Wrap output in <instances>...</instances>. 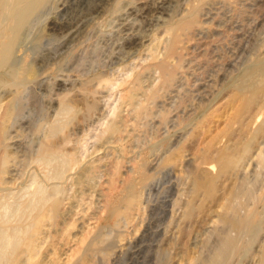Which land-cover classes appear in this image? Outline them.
<instances>
[{
    "label": "rangeland",
    "instance_id": "obj_1",
    "mask_svg": "<svg viewBox=\"0 0 264 264\" xmlns=\"http://www.w3.org/2000/svg\"><path fill=\"white\" fill-rule=\"evenodd\" d=\"M126 1H128V0H126ZM232 1L233 0H210L209 3L206 4V8H205L206 11H208L210 9L211 10L210 12L212 14L209 12L208 14L206 13V15H203L202 18H203L204 26L202 27L203 29H200L201 30L200 34L196 35L194 37L195 39L193 38L194 41L192 39V40L187 41L185 44L181 45L182 50L184 52L183 53L184 57L186 56V59L184 58V63L186 65L185 67H187V69H185V67L183 68V70L180 72L181 75L179 74L180 77L182 76L181 77L182 81H181V79H179V81L176 82V84L174 85L173 88H170L167 91H162L161 94L159 95V97H157L154 101L150 100L149 103L147 104L148 107L150 108L149 113L145 114V115H141L142 117L136 116L135 112L132 109V106H134L135 103L137 104L138 102H140L143 95H142V93H138L134 96V98L131 97L130 91L128 89L129 88V82L120 86L117 89L116 94H114L113 97H109V96H106L107 92H108V91L106 92V90L104 92H102V94H101V92H98V93L93 92L92 90L93 89L95 90L96 86L94 85L95 81H91V79H92V77H94L95 75H97L101 72H104V73L109 74L111 76L113 71L118 69L120 63L109 64V65H106L107 67L105 66V64L108 60L107 56L110 54L113 47H116V51H115L116 53H122L123 52V54H125V55L127 54V53H124L125 52L124 47L120 46V43H122L124 41V38L128 35L126 30H122L124 27H126V26L128 27L131 25L132 27L135 28V32H138L140 35L142 34L141 35V38H142L141 42L137 47V48H139V47L140 48L136 50L137 52H135L134 56H131L129 58V56H127L128 54L126 55L127 56L126 61H129L131 63H136V62L139 63V62H141L142 59L137 57V56L140 53L145 54L146 51H148L147 45L154 38V35L156 36V33H157V36L161 35V33H162L161 31L164 29V27L170 23V22L166 23V22H164V20L166 18L168 19L169 17H171L173 15H176L177 17H179L181 15V13H183L186 10L185 8L187 7V0L186 1L185 0H181V1L180 0H174L173 6H171L170 10H167L165 12H161L160 9L157 8L158 0H132L131 4L124 6V7L120 6L118 11H116L114 13L112 12V13L106 15L105 17L100 18L99 21H96L94 24L87 26L85 31H81L80 32L81 34L78 33L79 36H78V34L76 35V37H78V40H76L75 42H72V44L70 43L73 46H70V48H67L69 46L68 45L69 43H67L66 46H64L60 50L59 53H62L64 50L68 49V50H66V52H64L65 54L63 53L61 58L58 59L59 61H57V62H55V64L51 65L50 69L48 71H46L43 75L40 76V78L43 79V85H42L43 87H41V89H40L42 91H40L39 89L37 90L38 93L40 94V95L38 94V96H39L38 100L31 101L33 103H31V102L28 103L27 108H25L26 110L28 109L27 111L25 110V114H27L25 116H27V119L28 118L29 119L27 122H25L26 124L24 123L25 125L22 126L23 128L22 127L20 128V132H21L20 140L22 139L20 142L23 143V148H25V150L30 153V151H32V149L34 147L32 145L36 144L35 148H37L38 147L37 144L39 143V141H42V142L45 141V138H46L45 136L51 131L52 126H58L61 124H65L66 128H64L63 131H59V132L57 131L59 134L56 132L55 135L52 136V139H56L60 142L59 145H60V147L63 148V150L62 151H55L54 154L46 156V157H39L37 155H34L33 153H30V154L27 153L26 154L24 152L25 156L20 155V157L18 156V157L12 158V160L9 162L8 168H9V170H11V172L9 171L11 174L8 172V174H5L2 178H0V189L2 188L0 190V225L2 224V226H0V230H1L0 231L1 232L0 237L2 236V233L4 232L7 236H12V237L16 236L15 238H19L22 235L21 233H23V231L25 230V228L27 226V223L29 221L28 219L31 217V215H34L36 213V211H38L41 208L43 203H40V202H42V200H40V198L42 197L41 199H44L46 197H49L50 195H54V196L57 195L63 199L62 200L63 203L61 204V207H62L61 208V215L56 218L53 226H51V227L47 226L48 229L46 228V226H44L45 228L43 227L45 229V231H46V229L48 230L47 231V237L45 238V241H43L44 239L43 240L41 239V241H40V239H38L41 243V247H40V250L38 252V255H40V256L36 257V262L34 264H88V263L89 264H115V263L116 264H163V263L164 264H193L198 258L203 257L204 254H205V256H207V254L209 253V248H207V247H210V245H213L215 242L212 241V239L209 242H208V240H206V231L210 230V228L213 226L214 222H216L217 216L212 215L210 217L211 220H208L207 222H205L203 224L204 226L202 225V228L200 226L196 229H191L190 232H187V234L185 233L184 236H181L182 238L180 237V239H177L178 235H180V230H179L178 226L176 225V223L173 222L169 226H165L164 223H162L164 221L163 220L164 214H163V212L161 213L160 208H161V204H163L164 197H161V196H166L167 192H165V191L167 190V185H168L167 183H169V181L173 180V179L177 180L178 183H179V180L182 182L181 184H178L175 181L176 182V188H175L176 194L175 195L179 194L183 190L186 191V189L188 187V184L186 182L190 181L189 171H190V169H192L191 166L189 168V164L193 165L194 158L196 159L195 155L198 152V149H203L204 147H207V145L214 138V136L220 135V133L225 129V127L227 126L226 122H228L227 117H229L228 113H230L233 106L235 105L232 92H233V90L238 88L239 85H241L243 76H242V70L239 69V65H235L233 68L234 62H232V64L230 63L231 62V54H232V51L235 49V47L237 45L236 43H238V40L240 39V37L245 36V35H240L239 33H236L237 35H235V33H233V32L231 33V31H228L229 29L226 27L225 22H227V20L230 18L229 17L231 15L230 13H233L234 6L238 5V7H246L247 6V7L254 8V5H253L254 3H252V1H246V0H245V2H244V0H240V2H239V0H235L233 2ZM211 2H213V3H211ZM228 2H230V3H228ZM147 3H148V5H150V8H152L151 13H149V14H146L144 12V9H143V7L145 5H147ZM218 3L220 4V6ZM258 3L261 4V9H263L264 8V4H263L264 0H261L260 2L258 1ZM82 4H85V3H82ZM215 4H216V6H214ZM74 7H72V8H74ZM72 8L69 10L72 11ZM120 8H122V9H120ZM129 8H134L135 12L133 14H130ZM231 10H232V12H230ZM70 11H66V13L69 12L67 14V16H66V13L65 14L63 13L65 16L64 15H62V16L63 17H69L71 15ZM219 11L220 12L222 11V13H220ZM72 12H73L72 13V15H73L75 13L74 9ZM220 17L222 20L219 19ZM145 19H148L150 21V23L147 24L146 21L143 22V20H145ZM209 19H211L212 21L210 20V22H208ZM215 19H217V20H215ZM225 19H226V21H225ZM112 20H113V22H112ZM204 20H206V23ZM159 21H160V23H159ZM215 21H217V22L215 23ZM220 22H222V24ZM217 23H219V24H217ZM214 31H215V33H214ZM224 31H226V32H224ZM252 31L253 32L255 31L254 34L257 33V30H252ZM89 32H90V34H89ZM143 32L144 33L146 32V34H144ZM117 37H119V38L122 37V38L120 40H115L113 42L114 38H117ZM233 41H235V42H233ZM116 42H118L119 45ZM189 42H192V43H189ZM234 44H235V46H234ZM208 45H210V46H208ZM108 46H112V47H108ZM233 46H234V48H233ZM107 47L109 49H107ZM190 49H191V51H190ZM119 50L120 51L122 50V52H120ZM255 50H257V49H255ZM185 51H187V53ZM256 52L257 53L254 56L253 60L252 61L250 60L249 62H247L249 65H252V63H254L253 65H258L261 63V59H262L261 57L263 54L258 52V51H256ZM104 55H105V58H104ZM194 55H196V56L194 57ZM55 56H57V54H54V53L51 54V57H55ZM160 57H161V55H160ZM196 60L199 62H197ZM52 61H54V60H52ZM142 61H143V63H146V62H144V60H142ZM150 63H152V61H150ZM196 64H198V65H196ZM189 65H190V67H189ZM58 66H60V67H58ZM136 70L138 71V69H136ZM81 73H83V74H81ZM147 73H149V74H147ZM142 74H143L142 75L143 80H145L144 83H146V85L148 83H150V81H152L151 79H153V77L150 78V81L148 79V76L151 74L149 69L142 70ZM43 76H44V78H43ZM189 77H190V79H189ZM157 79L154 82H156V81L158 82L159 79L158 80ZM87 80L89 82H87ZM90 83H91V85H90ZM92 83H93V86H92ZM48 85H52V90H50L51 92L48 90V87H47ZM80 86L81 87L83 86V88L84 87L85 88L84 89L82 88V90H81ZM63 87H67V89L65 88V90H64ZM229 87H230V89L228 90ZM69 89L73 90V91H71L72 93L70 92ZM101 90H103V89H101ZM56 91H57V93H56ZM87 91H88V93H87ZM49 92H50V94H48L49 95L48 96L47 93H49ZM68 92H69V95H68ZM188 92L191 93V97H190ZM41 93H42V95H41ZM43 93H45V94H43ZM54 93H56V94H54ZM65 93H67L68 97L73 96V97H71L72 100L75 103H77L76 104L77 107H75V108L73 107V109H71L70 111L67 109H64L60 106V98H61L60 94L62 96ZM90 93H92V94L95 93V94L92 96V94H90ZM74 94H75V96H74ZM56 95H58L60 98ZM101 95H103L104 97ZM41 96L42 97L44 96V97L41 98ZM82 96H84V99ZM96 96H98L100 99ZM52 97H54V98H52ZM56 97H58L59 99ZM93 97H95V98L93 99ZM205 98H206V100H205ZM39 99L40 100L43 99L42 102ZM188 99H189V102H188ZM48 100H50V101H48ZM55 101H57V102H55ZM85 101H87V102H85ZM89 101H91L90 103L97 104L98 109L90 110L88 112L87 111V105H88ZM190 101H191V103H190ZM49 102H51V104ZM53 102H55V103H53ZM78 103H80V104H78ZM145 103H147V102H145ZM204 103H205V105H204ZM174 104H175V106H174ZM46 105H49V106L46 107ZM117 105H118L119 109L121 108L119 110V114L122 112L121 115L124 116L125 118L129 119L127 122V125L125 127L126 129L121 134V138L119 137L120 134H116L113 136L106 135V134L103 135V130H104V127L107 123V121H105V120L108 119V121H109V119L114 116L113 108ZM172 105L174 108L172 107ZM195 105H196V107H194ZM231 105H232V107H231ZM31 107L34 109V111ZM45 107H46V110H45ZM54 107L57 109H54ZM193 107H194V109H193ZM126 108H127V110H125ZM74 109H75V111H74ZM213 109L215 112L213 111ZM226 109H227V111H226ZM229 109H231V110H229ZM30 110H32V111H30ZM41 111H42V113H41ZM178 111H180L181 113ZM182 112H184V113L182 114ZM33 113H35V114H33ZM80 113H82V114H80ZM88 113H89V115H88ZM110 113H111V115H110ZM78 114H80V115H78ZM81 115H83V116H81ZM125 115L126 116L128 115V116L126 117ZM223 116L224 117L226 116V118H224ZM53 117H55V118H53ZM67 117H68V119H66ZM69 117H70V119H69ZM99 117L100 118L103 117L104 119L100 120ZM185 118H187V119H185ZM54 119H56V120H54ZM131 119H133V120H131ZM49 121H51V122H49ZM222 121H225V123ZM93 122H95V123H93ZM27 123H28V125H27ZM67 123H70V124L68 125ZM188 123H190L189 126H188ZM214 123H216V125ZM71 124L73 125V127ZM175 124L177 126H175ZM29 125H30V127H29ZM219 125H222L221 127H224V128H220ZM74 126L77 129L74 128ZM87 126H89V127H87ZM217 126H219V127L216 128ZM85 127H87V128L85 129ZM180 129H182V130H180ZM35 131L38 134H36ZM64 132H66L67 136H68L67 137L68 140L65 142L62 139L63 136H61L64 134ZM32 133L35 135H33ZM41 133H43V134H41ZM178 135H180V136H178ZM205 135H207L208 137ZM31 136H32V138H31ZM57 136H60V137H57ZM26 137L29 138L28 139L29 142L26 140L27 139ZM84 137H85V139H84ZM111 138H113V139H111ZM114 138L115 139L117 138L118 140L117 139L115 140ZM23 140H26L27 142L23 141ZM89 141H90V143H89ZM104 141H106V142H104ZM13 144H15V142L12 143V147L16 148V145L14 146ZM99 144H101V145H99ZM107 144H109V145H107ZM262 144L264 145V141L261 142V146H262ZM196 145H198V146H196ZM190 146H192V147H190ZM13 150H15V149H13ZM66 151H70L71 153H74V156L70 157L69 155H65ZM189 151H191V152H189ZM256 154H257V151L253 152L252 153L253 156L251 155L250 158L245 159L242 163L241 172L247 173L246 174L247 178L245 179L244 184L240 186V195L239 196L241 197L240 199L243 200L244 199L243 197H245V195H246L245 199H248L250 202H252V204L254 202H256V199H258V201L255 205V208H254L255 216L253 218V222L255 223V225L259 229L258 233H257L258 236H257L256 240H254L253 238H250V236L248 234L245 233L243 238L239 241L240 249L237 252H235V255L233 254V256H232L233 260L231 259L230 263H228V264H264V192L263 191L258 192V191L264 190V180H263L264 174L260 175V177H259L258 175L252 173L253 165L251 164V162L253 160H255ZM182 155H183V157H182ZM32 157H35V159ZM177 157H179V158H177ZM127 158H129V159H127ZM28 159H29V161H28ZM145 160H147V161L145 162ZM168 160H170L171 163H168L169 162ZM58 161H61V162H58ZM76 161L79 163H77ZM187 161H189V162H187ZM108 163H110L111 166H113L115 168L110 167V164H108ZM41 165H43V166H41ZM78 165H79V167H78ZM81 165H82V167H81ZM131 165H133L132 168L130 167ZM164 166H166V168ZM88 167H89V169H88ZM128 167H129V169H128ZM167 167H169L170 169H168ZM140 168H142V171L140 170ZM103 169L104 170L106 169L105 170L106 172ZM136 169H137V171H136ZM84 170H85V172H84ZM109 170L111 173L108 172ZM186 170H187V172H186ZM17 171H19V172H17ZM128 171L131 174H129ZM20 173H22V174H20ZM82 173H84V175ZM169 174H170V176H168ZM21 177H23V178L21 179ZM43 178H44V180H42ZM175 178H178V179H175ZM65 179H66V182H65ZM81 179L83 181H81ZM108 179H109V181H108L109 185L107 186L108 183H106V182ZM56 180H57V182H56ZM58 180L60 183L58 182ZM50 181H51V183H50ZM63 181L65 183H63ZM84 181L87 183L85 184ZM17 182H18V184H17ZM79 182H80V184H79ZM91 182H92V184H91ZM129 182L134 185L133 191L135 192V195H137V193H139V191L142 190V186H143V184H145V187L143 188V194L141 197V199H143L142 203L139 205L137 203V206H136V202H135L134 205L132 206L133 208L131 207L128 211L122 212L120 215H113V213L111 211V206L108 205V202H110L115 197V195L118 193V191L119 192L122 191L129 184ZM36 183H37V186H36ZM43 183H45V184L43 185ZM121 183H123V184H121ZM52 184H54V185H52ZM78 184H79V186H78ZM86 185H88V187ZM184 185L186 188L184 187ZM48 186L52 187V188H49ZM85 186L88 189H86ZM119 186H121V187H119ZM3 187H5V188L3 189ZM8 187H10V189ZM80 187H82V188L84 187V188L81 189ZM260 187H261V189L259 190ZM30 188H31V190H30ZM32 188H34V189H32ZM103 188H104V190H103ZM252 188L255 190V192ZM148 189H149V191H148ZM26 191H27V194H25ZM246 191L250 194H248V195L245 194ZM29 192H31L32 195ZM242 193H244V194H242ZM261 193H262V196H261ZM44 194H45V196H44ZM150 194H152V195H150ZM143 195H144V197H143ZM25 196H26V198H25ZM43 196H44V198H43ZM34 197H36V198H34ZM82 197L87 199V200L83 199ZM87 197H89V198H87ZM28 198L29 199L31 198L33 203ZM155 198H157V200ZM186 198H188V196ZM66 200H67V202H66ZM64 201L66 204L64 203ZM146 201H148V202H146ZM157 201H159V202H157ZM35 202L36 203L38 202V203L36 204ZM123 203L124 202H122L121 204H123ZM159 204H160V206H159ZM33 206H36V207H33ZM67 207L69 209L71 207H73V208H71L69 210ZM153 207L154 208L156 207V208L154 209ZM32 208H33V210H32ZM169 208H170L169 209V215L175 214L176 217L179 216L180 209H178L177 206L174 208L173 212L171 210L172 208L171 207H169ZM158 209H159V211H158ZM131 210L133 211V213ZM26 211H27V213H26ZM31 212H32V214H31ZM66 212H68V213L70 212V213L68 214ZM71 212H72V214H71ZM129 212L131 213V217L129 215L130 214ZM126 213L128 214V216H126L127 215ZM27 216H29V217L27 218ZM151 217L154 218L153 221H152ZM156 217H158V219ZM119 218L120 219L122 218V219L119 221L120 222L119 225H116ZM24 219H25V221H24ZM65 219H66V221H65ZM73 219H75V220H73ZM150 221H151L152 225L146 226L145 223H149ZM156 221H157V223H156ZM122 222H124V223H122ZM158 222L161 223L160 224L161 226H159ZM123 224H125V225H123ZM127 224H128V227L125 228V226ZM5 226H6V228H5ZM105 227H106V229H105ZM111 227H114V229H116L117 231L114 229H111ZM122 227H123V230H125L126 232L123 230L121 231ZM156 227L158 230L156 229ZM56 228H58V229H56ZM100 231H101V238H100L99 243L96 244L97 249H95L93 251L87 250L86 248L90 244V243H88L89 240L91 242L95 238L96 233H98ZM118 232H119V234H118ZM15 233H17V234H15ZM17 235H18V237H17ZM139 235H141V236L139 237ZM144 235H146V236H144ZM147 235H148V238H147ZM112 238H114V239H112ZM157 239H158V241H157ZM176 239H177V241H176ZM128 240H130V241L132 240V241L130 242ZM127 242H129V243H127ZM0 243H1V238H0ZM140 244H142V246H140ZM205 245H208V246H205ZM12 246L13 245L9 244L5 248V250H3V252H2L1 247H0V264H5L6 259L9 257L8 255H10V253L12 252V249L14 248ZM143 246H145L146 250H144L145 248ZM160 246H161V248H159ZM117 249L119 251H117ZM110 250H112V251H110ZM101 251H103V252L100 253ZM104 251H107V252H104ZM244 251H246V252H244ZM132 252H133V254H132ZM112 258L114 259L113 261H112ZM163 258H165V259L163 260ZM86 259H88V261H86ZM100 259H102L103 261ZM103 262H105V263H103ZM21 263H24V259H20V264Z\"/></svg>",
    "mask_w": 264,
    "mask_h": 264
},
{
    "label": "bare ground",
    "instance_id": "obj_2",
    "mask_svg": "<svg viewBox=\"0 0 264 264\" xmlns=\"http://www.w3.org/2000/svg\"><path fill=\"white\" fill-rule=\"evenodd\" d=\"M209 1L210 0H187V7L185 8L186 10L183 13H181V15L179 17H177L176 15H173V16L169 17L168 19L166 18L164 20V22H166V23L170 22V23L167 26L164 27V29L161 31L162 32L161 35L157 36V33H156V36L154 35V38L147 45L148 46V49H147L148 51H146L145 54H141L140 53L137 56V57L141 58L142 60H144V62H146V63H143L142 60H141L142 63L141 62H139V63H137V62L136 63H131L129 61H126L127 56H129V58L131 56H134L135 52H137L136 50L140 48V47L139 48H137V47H138V45L141 42V39H142L141 35L142 34L140 35L138 32H135V28L132 27L130 24H129L130 26L124 27L122 30H126L128 35L124 38V41L122 43H120V46L124 47V50H125L124 53H127L128 55L126 54L127 55L126 56L125 54H123L122 50L121 51L119 50L122 53H116L115 52L116 51V47H113L111 52H110V54L107 56L108 60H107V62L105 64V66L109 65V64H115V63H120V65H119L118 69L113 71L111 76L109 74L101 72V73L95 75L94 77H92L91 81H95L94 85L96 86V89L95 90L93 89L92 91L93 92H97V93L101 92V94H102V92H104L106 90V92L107 91L109 92V93L107 92L106 96L113 97L114 94H116V91H117V89L120 86H122V85L126 84L127 82H129V88L128 89L130 91L131 97L134 98V96L136 94H138V93H142V95H143L142 99L140 100V102H138L137 104L135 103L134 106H132L133 111L135 112L136 116H138V117H140L141 115L148 114L150 108L148 107L147 104L149 103V101L150 100L154 101L157 97H159V95L161 94L162 91H167L170 88H173L174 85L176 84V82L179 81V79H181L182 76L180 77L179 74L183 70V68L186 66L185 63H184V58L186 59V56L184 57V54H183L184 52L182 50V46L181 45L185 44L189 40H192L196 35L200 34V32H201L200 29H203L202 27L204 26L202 17H203V15H206V13L208 14L211 11L210 9L208 11H206V9H205L206 8V4L209 3ZM233 1H235V0H233ZM246 1H252V3H254L253 4L254 8L247 7V6L246 7H238V5L237 6L233 5L234 6L233 13H230L231 15L229 16L230 17L229 19L226 17L228 20H227V22H225L226 23V27L229 29L228 31H231V33L233 32V33H235V35H237L236 33H239L240 35H245V36H241L240 37V39L238 40V43H236L237 45H236L235 49L232 51V54H231V62L230 63L232 64V62H234L233 63V68H234L235 65H239V69L242 70L243 79H242L241 85H239L240 87L237 85L238 88L235 87L236 89L234 88L235 90H233V92H232L233 93V97H234L233 100L235 102V105L233 106L232 110L229 109L231 111H230V113H228L229 117H227L228 118L227 119L228 122H226L227 126L220 133V135H215L214 136V138L209 142L207 147H204L203 149H198V152L195 155L196 159L194 158L193 165L189 164V168L191 166L192 169H190V171H189L190 181L186 182L188 184V187H187L186 191L183 190L179 194L175 195L176 194L175 193V188H176L177 180L173 179V180H170L169 183H167L168 184L167 185V190L165 191V192H167L166 196H161V197H164L163 204H161V208H160L161 213L163 212V214H164V219H163L164 221L162 223H164L165 226H169L173 222L176 223V225L178 226V228L180 230V235H178L177 239H180V237L184 236L185 233L187 234V232H190L191 229H196V228H198L200 226L202 228V225L205 222H207L208 220H211L210 217L212 215H216L217 216L216 222H214V224L210 228V230L206 231V240H208V242H209L212 239V241L215 242L213 244L214 246L209 244L210 247H207V248H209V253L207 254V256H205V254H204L203 257L198 258V259L196 258L197 260L193 264H228V263H230V260L232 259L233 254L235 255V252H237L240 249L239 241L243 238L245 233L248 234L250 236V238H253L254 240H256V238L258 236L257 233H258L259 229L255 225V223L253 222V218L255 216L254 208H255V205H256L258 199H256V202H254L252 204V202H250L248 199H245L246 195H245V197H243L244 198L243 200L240 199L241 197L239 195H240V186L244 184L245 179L247 178V175H246L247 173H242L241 172L242 163H243V161L245 159L250 158L252 153L255 152V151H257L256 158H255V160H253L251 162V164L253 165L252 173L258 175L259 177H260V175L264 174V145L262 144V146H261V142L264 141V8L261 9V4L258 3V1L260 2L261 0H257V1L256 0H246ZM173 2H174V0H158L157 8H159L161 12H165L167 10H170L171 6H173ZM239 2H240V0H239ZM244 2H245V0H244ZM82 3H85V4H82ZM131 3H132V0H128V1H126V0H0V178H2L5 174H8L9 171L11 172V170H9V168H8V164L12 160V158H15V157H18V156L20 157V155H24V152L26 154L29 153L28 151L25 150V148H23V143L20 142L22 140V139L20 140V138H21L20 128L23 125H25L26 124L25 122H27L28 119H29V118L27 119V116H25V115H27V114H25V110H26L25 108H27V104L30 103L31 101L38 100V97H39L38 94L39 93H38L37 90L38 89L40 90L41 87H43L42 86L43 85V79H41L40 76L43 75L46 71H48L50 69L51 65H53V64H55V62L59 61L58 59H60L61 56L63 55V53L66 52V50H68V49H66L62 53H59L60 50L64 46H66L67 43H69L68 44L69 46L67 45L68 46L67 48H70V46H73L71 44H72V42H75L76 40H78V37H76V35L78 33H80L81 31H85L87 26H89L91 24H94L96 21H99L100 18L105 17L106 15H108V14H110L112 12L114 13V12L118 11L120 6L124 7V6H127V5L131 4ZM211 3H213V2H211ZM228 3H230V2H228ZM214 6H216V4ZM219 6H220V4H219ZM72 7H74V8H72ZM71 8H72V11H73V9L75 11V13L73 15H72L73 12L69 10ZM120 9H122V8H120ZM143 9H144V12L146 14H149L152 11V8H150V5H148V3H147V5H145L143 7ZM66 11H70L71 15L69 17H63L62 16V15H64L66 13ZM129 11H130L129 12L130 14H133L135 12L134 8H129ZM230 12H232V10ZM68 13H66V16H67ZM220 13H222V11ZM219 19H221V17ZM210 20L211 19H209V21L208 20L207 21L210 22ZM215 20H217V19H215ZM144 21H146L147 24L150 23V21L148 19L143 20V22ZM204 21L206 23V20H204ZM225 21H226V19H225ZM112 22H113V20H112ZM216 22L217 21H215V23ZM159 23H160V21H159ZM220 23L222 24V22H220ZM217 24H219V23H217ZM252 30H257V33L254 34L255 31L253 32ZM224 32H226V31H224ZM214 33H215V31H214ZM89 34H90V32H89ZM144 34H146V32ZM78 36H79V34H78ZM121 38L117 37V38H114V40L113 39L112 40L114 42L115 40H120ZM194 39H193V41H194ZM233 42H235V41H233ZM116 43L118 44V42H116ZM189 43H192V42H189ZM208 46H210V45H208ZM234 46H235V44H234ZM234 46H233V48H234ZM108 47H112V46H108ZM108 47H107V49H109ZM255 49H257V50H255ZM187 51H185V52L187 53ZM190 51H191V49H190ZM256 51H258V52L263 54L262 57H261L262 58L261 59V63L259 62L260 64H258V65H253L254 63H252V65H249L247 62H249L250 60L251 61L253 60L254 56L257 53ZM52 53L57 54V56L51 57ZM160 55H161V57H160ZM195 56L196 55H194V57ZM104 58H105V55H104ZM52 60H54V61H52ZM150 61H152V63H150ZM197 62H199V61H197ZM196 65H198V64H196ZM58 67H60V66H58ZM189 67H190V65H189ZM136 69H138V71ZM144 69H149L150 72H151V74L148 76L149 81H150V78L153 77V79H151L152 81H150V83H148L147 85H146V83H144L145 80H143V77H142V75H143L142 74V70H144ZM185 69H187V67H185ZM81 74H83V73H81ZM147 74H149V73H147ZM43 78H44V76H43ZM156 79L158 80V82L157 81L154 82ZM189 79H190V77H189ZM181 81H182V79H181ZM87 82H89V81L87 80ZM90 85H91V83H90ZM92 86H93V83H92ZM47 87H48L49 91L52 90V85H48ZM65 88L67 89V87H63L64 90H65ZM82 88H83V86L81 87V90H82ZM101 89H103V90H101ZM229 89H230V87L228 88V90ZM40 91H42V90H40ZM71 91H73V90L71 89L70 92ZM50 92L47 93V95L50 94ZM56 93H57V91H56ZM56 93H54V94H56ZM87 93H88V91H87ZM43 94H45V93H43ZM90 94H92V93H90ZM94 94L95 93H93L92 96ZM41 95H42V93H41ZM68 95H69V92H68ZM68 95H67V93H65L64 95L61 96V94H60L61 98L58 95H56V96H58L60 98V106L62 108H64V109H67V110L70 111L71 109H73V107L74 108L77 107L76 106L77 103H75L72 100L71 97H73V96H71V97L69 96L68 97ZM103 95H101V96H103ZM189 95L191 97V93H189ZM74 96H75V94H74ZM43 97L41 96V98H43ZM58 97H56V98H58ZM82 97L84 99V96H82ZM96 97H98V96H96ZM52 98H54V97H52ZM94 98L95 97H93V99ZM42 100H40V101L42 102ZM205 100H206V98H205ZM48 101H50V100H48ZM55 102H57V101H55ZM55 102H53V103H55ZM85 102H87V101H85ZM90 102L91 101H89V103L87 105V111L88 112L90 110L98 109L97 108L98 107L97 104L90 103ZM145 102H147V103H145ZM188 102H189V99H188ZM31 103H33V102H31ZM49 103L51 104V102H49ZM190 103H191V101H190ZM78 104H80V103H78ZM204 105H205V103H204ZM47 106H49V105H46V107ZM174 106H175V104H174ZM46 107H45V110H46ZM172 107H173V105H172ZM194 107H196V105ZM194 107H193V109H194ZM231 107H232V105H231ZM127 108L125 110H127ZM54 109H57V108L54 107ZM120 109H119L118 105L115 106L113 108L114 116L112 115L113 117L110 118L109 121H108V119L105 120V121H107V123H106V125L104 127L103 135L106 134V135L113 136V135H116V134H120L119 137L121 138V134L126 129L125 127H126L127 122H128L129 119H127L124 116H122L121 115L122 112L119 114V110ZM227 109H226V111H227ZM30 111H32V110H30ZM33 111H34V109H33ZM74 111H75V109H74ZM213 111H214V109H213ZM178 112H180V111H178ZM41 113H42V111H41ZM82 113H80V114H82ZM183 113L184 112H182V114ZM33 114H35V113H33ZM80 114H78V115H80ZM88 115H89V113H88ZM110 115H111V113H110ZM81 116H83V115H81ZM53 118H55V117H53ZM187 118H185V119H187ZM224 118H226V116ZM66 119H68V117ZM69 119H70V117H69ZM101 119H104V118L102 117V118H100V120ZM54 120H56V119H54ZM131 120H133V119H131ZM49 122H51V121H49ZM222 122L225 123V121H222ZM93 123H95V122H93ZM67 124L69 125L70 123H67ZM189 124L190 123H188V126H189ZM214 124L216 125V123H214ZM27 125H28V123H27ZM222 125H219L220 128H224V127H221ZM175 126H177V125L175 124ZM219 126H217L216 128H218ZM29 127H30V125H29ZM72 127H73V125H72ZM87 127H89V126H87ZM87 127H85V129ZM64 128H66L65 124H61V125H58V126H52L51 131L45 136L46 137L45 141L42 142V141L38 140L39 141V143L37 144L38 147L35 148L36 144L32 145L34 147H33L32 151H30V153H33L34 155H37L39 157H46V156L54 154L55 151H62L63 148L60 147V145H59L60 142L58 140H56V139H52V136H54L57 131L58 132L59 131H63ZM74 128H76V127L74 126ZM180 130H182V129H180ZM43 133H41V134H43ZM36 134H38V133L36 132ZM33 135H35V134H33ZM61 136H63L62 139L64 140V142L68 140L67 139L68 136H67L66 132H64V134L61 135ZM178 136H180V135H178ZM205 136H207V135H205ZM57 137H60V136H57ZM31 138H32V136H31ZM28 139L29 138H27L26 140L28 141ZM84 139H85V137H84ZM111 139H113V138H111ZM26 140H23V141H26ZM13 142H15V144H13V145L14 146L16 145V148L12 147V143ZM104 142H106V141H104ZM89 143H90V141H89ZM99 145H101V144H99ZM107 145H109V144H107ZM196 146H198V145H196ZM190 147H192V146H190ZM13 149H15V150H13ZM189 152H191V151H189ZM65 153H66L65 155H69L70 157L74 156V153H71L70 151H66ZM182 157H183V155H182ZM32 158L35 159V157H32ZM177 158H179V157H177ZM127 159H129V158H127ZM28 161H29V159H28ZM61 161H58V162H61ZM146 161L147 160H145V162ZM168 161H169L168 163H171L170 160H168ZM187 162H189V161H187ZM77 163H79V162H77ZM108 164H110V163H108ZM133 165H131L130 167L132 168ZM41 166H43V165H41ZM78 167H79V165H78ZM81 167H82V165H81ZM110 167L115 168V167L111 166V164H110ZM164 167L166 168V166H164ZM167 168L170 169L169 167H167ZM88 169H89V167H88ZM128 169H129V167H128ZM140 170L142 171V168H140ZM187 170H186V172H187ZM136 171H137V169H136ZM17 172H19V171H17ZM84 172H85V170H84ZM108 172H110V170ZM130 172H129V174H131ZM20 174H22V173H20ZM82 174L84 175V173H82ZM168 176H170V174ZM22 178L23 177H21V179ZM175 179H178V178H175ZM42 180H44V178ZM81 181H83V180L81 179ZM108 181H109V179L107 180L106 183H108ZM18 182H17V184H18ZM56 182H57V180H56ZM58 182H59V180H58ZM65 182H66V179H65ZM65 182L63 181V183H65ZM50 183H51V181H50ZM86 183L87 182H85V184ZM181 183L182 182L179 180L178 184H181ZM44 184L45 183H43V185ZM79 184H80V182H79ZM79 184H78V186H79ZM91 184H92V182H91ZM121 184H123V183H121ZM52 185H54V184H52ZM108 185H109V183L107 184V186ZM36 186H37V183H36ZM86 186L88 187V185H86ZM86 186H85V188L88 189ZM119 187H121V186H119ZM133 187H134V185L129 182V184L122 191H120V192L118 191V193L115 195V197L110 202L107 201L108 205L111 206V211H112L113 215H120L122 212L128 211L134 205L135 202H136V206H137V203H138V205L142 203L143 199H141V197H142V194H143V188L145 187V184H143L142 190H140L139 193H137V195H135V192L133 191ZM184 187H185V185H184ZM4 188L5 187H3V189ZM8 188L10 189V187H8ZM49 188H52V187H49ZM80 188L83 189L84 187L83 188L80 187ZM32 189H34V188H32ZM260 189H261V187L259 188V190ZM30 190H31V188H30ZM103 190H104V188H103ZM148 191H149V189H148ZM262 191L264 192V190H261V191H258V192H262ZM254 192H255V190H254ZM29 193L31 194V192H29ZM25 194H27V191H26ZM45 194H44V196H45ZM242 194H244V193H242ZM245 194L248 195L250 193H248L246 191ZM150 195H152V194H150ZM44 196H43V198H44ZM187 196H188V198H186ZM261 196H262V193H261ZM36 197H34V198H36ZM143 197H144V195H143ZM25 198H26V196H25ZM41 198H40V200H42V202H40V203H43L42 206L40 205L41 208L40 209L38 208L39 210L36 211V213L34 215H31V217L28 219L29 221L27 223V226L25 225L26 228L23 231V233H21L22 235L19 238H15L16 236H14V237L7 236L4 232L2 233V236L0 237L1 238L0 247H1L2 252H3V250H5V248L9 244L13 245L12 247H14L12 249V252L10 253V255H8L9 257L6 259L5 264H20V259H24V263H21V264H34L36 262V257L40 256V255H38V252H39L40 247H41L40 241H41V239L42 240L44 239L43 241H45V238L47 237V231H48L47 230L48 229L47 226H49V227L53 226V224L55 223L56 218L61 215V208H62L61 204L63 203L62 202L63 199L61 197L57 196V195H55V196L54 195H50L49 197H46L44 199H41ZM87 198H89V197H87ZM83 199H85V198H83ZM155 199L157 200V198H155ZM29 200H31V198ZM85 200H87V199H85ZM31 202H32V200H31ZM66 202H67V200H66ZM122 202H124V203L121 204ZM146 202H148V201H146ZM157 202H159V201H157ZM64 203H65V201H64ZM36 206H33V207H36ZM159 206H160V204H159ZM176 206L178 207V209H180L179 216L176 217L175 214H172V215L170 214L171 215L170 216L169 215V209H170L169 207L172 208L171 210L173 212L174 208ZM71 208H73V207H71ZM32 210H33V208H32ZM158 211H159V209H158ZM26 213H27V211H26ZM66 213H68V212H66ZM132 213H133V211H132ZM31 214H32V212H31ZM71 214H72V212H71ZM129 215L131 217V213ZM126 216H128V214ZM28 217L29 216H27V218ZM156 218L158 219V217H156ZM121 219L119 218V220L117 221L116 225H119V223H120L119 221ZM153 219L154 218H152V221H153ZM73 220H75V219H73ZM24 221H25V219H24ZM65 221H66V219H65ZM122 223H124V222H122ZM156 223H157V221H156ZM125 224H123V225H125ZM160 224L161 223H159V226H161ZM145 225L146 226L147 225L148 226L152 225L151 221L149 223H145ZM0 226H2V224ZM44 226H46V228H47L46 231L44 229L45 228ZM126 227H128V224L125 226V228ZM5 228H6V226H5ZM56 229H58V228H56ZM105 229H106V227H105ZM111 229H114V227H111ZM156 229H157V227H156ZM114 230H116V229H114ZM122 230H123V227L121 228V231ZM123 231H125V230H123ZM119 232H118V234H119ZM15 234H17V233H15ZM140 236L141 235H139V237ZM144 236H146V235H144ZM17 237H18V235H17ZM100 238H101V231L96 233L95 238L91 242L89 240L88 243H90V244L87 246V248L86 247L85 248L87 250H92V251L97 249L96 248V244L99 243ZM147 238H148V235H147ZM38 239H40V241ZM112 239H114V238H112ZM177 239H176V241H177ZM128 241H130V240H128ZM157 241H158V239H157ZM127 243H129V242H127ZM140 246H142V244H140ZM205 246H208V245H205ZM143 247L145 248V246H143ZM159 248H161V246ZM144 250H146V248ZM107 251H104V252H107ZM110 251H112V250H110ZM117 251H119V250L117 249ZM102 252L103 251H101L100 253H102ZM133 252H132V254H133ZM244 252H246V251H244ZM164 259L165 258H163V260ZM100 260H102V259H100ZM113 260L114 259L112 258V261ZM86 261H88V259H86ZM103 263H105V262H103Z\"/></svg>",
    "mask_w": 264,
    "mask_h": 264
}]
</instances>
